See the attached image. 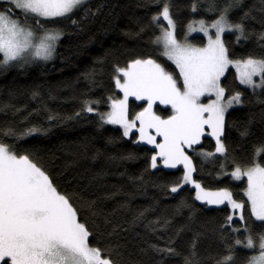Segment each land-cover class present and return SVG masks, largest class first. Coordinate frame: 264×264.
Masks as SVG:
<instances>
[{"label": "trees", "instance_id": "1", "mask_svg": "<svg viewBox=\"0 0 264 264\" xmlns=\"http://www.w3.org/2000/svg\"><path fill=\"white\" fill-rule=\"evenodd\" d=\"M165 7L179 40L188 38L193 21L225 16L242 29V35L224 34L229 58L264 61V0H88L55 18L0 0V13L23 26L60 32L49 61L0 62V144L48 177L88 231L89 245L111 264H249L253 251L240 242L261 240L264 220L252 213L246 179L235 181L229 173L264 167V84L244 86L229 68L221 86L226 97L240 95L241 104L225 115L226 153L205 158L216 149L209 135L188 151L195 180L207 189L230 190L244 204L243 219L230 220L227 205L199 202L190 185L174 191L183 182L182 167L154 168L155 148L89 109L107 112L110 100L122 96L119 71L137 60L153 59L179 78L157 42L156 18ZM189 38L206 42L203 35ZM129 104L131 117L147 106L135 99ZM155 111L172 115L169 107L156 105Z\"/></svg>", "mask_w": 264, "mask_h": 264}, {"label": "rangeland", "instance_id": "2", "mask_svg": "<svg viewBox=\"0 0 264 264\" xmlns=\"http://www.w3.org/2000/svg\"><path fill=\"white\" fill-rule=\"evenodd\" d=\"M17 8L55 18L71 14L88 0H9ZM158 44L179 71V78L153 59L137 60L119 71L116 84L122 96L110 100L105 113L109 124L120 127L127 136L137 132V141L156 149L154 168L184 169L183 185L195 189L199 202L209 206H228L231 218L243 219L244 204L228 189H207L194 178L189 150L205 135L214 138L216 149L205 153L209 159L224 155V122L227 111L241 104L240 95L226 97L222 77L234 68L239 82L259 89L263 86L264 61L232 60L224 44L226 32L242 35L239 25L225 16L212 22L193 21L188 38L176 37L168 7L157 16ZM203 35L204 45L189 37ZM60 37L58 30L37 33L8 14L0 13V62L2 65L49 61L54 57ZM145 101L141 112L130 116V100ZM169 107L172 115L163 118L155 106ZM235 181L246 179V196L253 215L264 220V167L254 164L229 173ZM240 245L253 251L249 264H264V237L251 236ZM15 254V255H12ZM7 255V256H5ZM11 255V256H9ZM111 264L88 243V231L77 219L67 199L51 185L48 177L27 158L13 154L0 144V264Z\"/></svg>", "mask_w": 264, "mask_h": 264}]
</instances>
